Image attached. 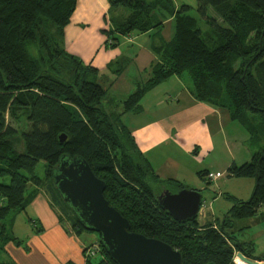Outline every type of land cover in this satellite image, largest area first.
<instances>
[{
  "label": "trees",
  "instance_id": "trees-1",
  "mask_svg": "<svg viewBox=\"0 0 264 264\" xmlns=\"http://www.w3.org/2000/svg\"><path fill=\"white\" fill-rule=\"evenodd\" d=\"M108 5L110 26L102 33L111 47L121 36L159 29L163 19L174 18L172 40L156 49L159 62L149 79L122 102V113L139 110L146 92L187 73L195 100L228 109L252 139L263 141L249 161L226 169L228 178L253 179V192L247 201L227 197L232 206L219 227L216 222L201 224L198 217L184 222L170 217L157 196L168 185L177 191L186 187L158 178L122 124L121 114L103 109L105 89L87 80L97 69L62 47L76 0H0V234L6 230L7 216L25 210L35 197L25 196L27 184L39 193L45 180V190L72 215L71 228L64 230L77 236L85 230L52 181L60 159L76 157L105 183L104 198L127 219L130 231L179 251L182 264H235L238 252L263 262L264 257L253 258L226 230L234 220L256 216L264 206V0H196L198 19L187 14V5L175 10L172 0H108ZM210 9L215 16H208ZM199 20L211 30L202 31ZM66 69L72 74L69 80L61 75ZM6 117L17 125L22 122V131ZM18 134L22 153L14 148ZM60 135L65 136L63 142ZM39 161L45 164L42 179L34 173ZM207 174L198 173L201 179ZM8 242L19 245L13 235H6L0 253ZM98 246L99 258L85 257V264H115L100 236Z\"/></svg>",
  "mask_w": 264,
  "mask_h": 264
},
{
  "label": "crops",
  "instance_id": "crops-1",
  "mask_svg": "<svg viewBox=\"0 0 264 264\" xmlns=\"http://www.w3.org/2000/svg\"><path fill=\"white\" fill-rule=\"evenodd\" d=\"M172 3L175 10L181 5L191 7L187 0H172ZM108 8V0H76L61 44L66 53L97 69L96 76L105 89L103 109L121 114L122 124L131 132L138 150L158 178L179 182L197 191L198 186L188 184L186 175L199 177L198 173L204 171L216 174L217 151L223 152L225 171L231 163L247 162L263 141L252 139L232 120L228 109L195 100L191 95L192 85L182 75L170 77L146 92L139 102V110L122 113V102L149 79L151 68L159 62L156 49L172 40L174 18L163 19L159 29L121 36L118 45L111 47L105 43L102 33L110 26ZM108 107L121 110L116 113L106 110ZM202 180L206 184L218 181L211 182L206 177ZM28 208L37 218L32 219L37 230L31 228L24 236L14 234V238L25 241L4 245L2 252L6 261L85 264L86 244L74 233L64 230L44 192L38 193ZM13 230L16 232L15 225Z\"/></svg>",
  "mask_w": 264,
  "mask_h": 264
},
{
  "label": "water",
  "instance_id": "water-1",
  "mask_svg": "<svg viewBox=\"0 0 264 264\" xmlns=\"http://www.w3.org/2000/svg\"><path fill=\"white\" fill-rule=\"evenodd\" d=\"M64 140L65 136L60 135L59 141ZM52 181L84 229L100 236L107 255L115 264H182L179 251L160 240L130 231L127 219L104 198L105 183L94 175L84 160L61 158ZM156 200L170 217L184 222L197 217L202 196L199 191L187 188L174 193L164 189ZM236 257L245 264H264L240 252Z\"/></svg>",
  "mask_w": 264,
  "mask_h": 264
},
{
  "label": "rangeland",
  "instance_id": "rangeland-1",
  "mask_svg": "<svg viewBox=\"0 0 264 264\" xmlns=\"http://www.w3.org/2000/svg\"><path fill=\"white\" fill-rule=\"evenodd\" d=\"M187 2H188L187 4L191 6L187 14L189 16L198 19L199 16L196 12V0H187ZM213 15L215 16L213 11L210 9L208 16H213ZM199 26L201 30L204 32L211 30L210 27L207 26L205 22L202 20H199ZM31 50L33 51V49ZM82 64L84 65L83 62ZM68 67H70V65ZM61 72H62L61 75H63L64 79L69 80L71 78L72 74L69 75L67 73V69L65 72L63 71ZM182 76L192 85L191 79L187 73H183ZM99 78H100L99 76L90 75L87 80L101 85L102 83H100ZM106 110H110L112 112L118 113L121 109H118L116 107L113 108L108 107ZM7 118L8 117H6V121H8L10 125H12L15 129H17L20 132L22 131L23 128L22 122H18L21 124L17 125L12 120H10V118L8 119ZM13 142H14L15 150L18 153H22L24 151V147L19 134L13 138ZM214 157H215V162L217 163V167L215 171H217L216 174L218 175V181L216 183L206 184L204 180H202L200 177H197L196 175L193 176L190 173H188L186 176H187V182H189L188 184L190 185L194 184L198 186L197 191H199L202 196L203 202L201 203V214L197 215L198 221L201 224H204L206 222H216L219 227V224L221 223L225 213L232 206V202L227 197H233L236 200L247 201L253 192L254 180L248 178H228L225 175L226 171L224 170L225 167L222 163L224 157L223 152L221 150L217 151ZM249 159L250 157H248L246 160L248 161ZM239 160L240 159H237V161ZM241 162L243 163V161ZM34 173L38 178L41 179L44 178V174H45L44 162L39 161L37 163ZM47 184H49V181L45 180V182L42 185V189L39 191V193L41 191L42 193L44 192V194L48 199V202L51 203L52 210L57 216L60 217L62 226L65 229L68 228L70 229L71 228L70 221L72 217L71 213H69L68 210H65V212L62 211L58 202L56 203V201H54L52 194L49 191L45 190ZM165 188L166 190H169L170 192L173 193L177 191V188L172 185H168ZM36 189L37 188L32 183H28L25 196L36 197L38 193L33 192L36 191ZM33 199L29 202V204L33 201ZM29 204L25 207V210L19 212H11L7 216L6 220L4 221V224L6 225V230L4 231V233L0 234V245L1 243L4 242V237L6 235L14 236V234H17L18 236H24L29 232V230H31V228L33 231L37 230L36 226L33 227V225L31 224L32 219H37V218L35 217L34 213L28 208ZM14 225L16 228V232H14L13 230ZM226 231L229 234V236L233 237L235 241L241 243L244 249L248 250L249 254L253 258L264 257V206L260 207L258 214L256 216L234 220L232 227L228 228ZM70 233L72 232L70 231ZM78 238L81 242L86 244L83 251L84 256L88 251H92L95 254L92 261H96L99 258L97 256L99 254V246H98L99 235L97 233L84 230L80 232ZM17 240L21 242L25 241L21 239V237L20 238L18 237ZM95 240L96 242H94ZM230 243L232 244V241H230ZM3 252L0 253V262H6L5 255ZM234 259H235V264H240L238 263L239 259L236 256Z\"/></svg>",
  "mask_w": 264,
  "mask_h": 264
},
{
  "label": "built area",
  "instance_id": "built-area-1",
  "mask_svg": "<svg viewBox=\"0 0 264 264\" xmlns=\"http://www.w3.org/2000/svg\"><path fill=\"white\" fill-rule=\"evenodd\" d=\"M206 179L209 180V181H215L218 179V175L217 174H213V173H208L207 176H206ZM198 214H201V206H200V210H199V213ZM94 252L92 251H88L86 253V257H94Z\"/></svg>",
  "mask_w": 264,
  "mask_h": 264
},
{
  "label": "bare ground",
  "instance_id": "bare-ground-1",
  "mask_svg": "<svg viewBox=\"0 0 264 264\" xmlns=\"http://www.w3.org/2000/svg\"><path fill=\"white\" fill-rule=\"evenodd\" d=\"M234 262H235V259H234ZM238 263H240V264H245V263H243L242 261H240V260H238Z\"/></svg>",
  "mask_w": 264,
  "mask_h": 264
}]
</instances>
